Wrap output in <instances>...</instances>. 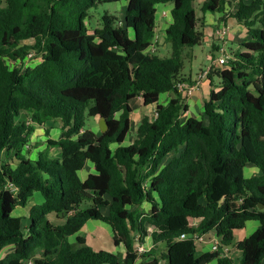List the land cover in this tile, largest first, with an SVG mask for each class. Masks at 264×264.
Here are the masks:
<instances>
[{"label":"trees","instance_id":"obj_1","mask_svg":"<svg viewBox=\"0 0 264 264\" xmlns=\"http://www.w3.org/2000/svg\"><path fill=\"white\" fill-rule=\"evenodd\" d=\"M109 3L126 6L124 25L106 13L91 30L90 10ZM160 6H170L163 57L150 52ZM232 6L0 0V264H264V0ZM207 13L236 19L248 39L210 71L201 119H184L189 106L177 86L194 82L182 74L184 51L205 42ZM30 51L42 60L26 69ZM139 98L154 110L126 145ZM91 118L108 130L96 134ZM51 121L61 123L60 137L36 151V127ZM87 164L94 173L83 180ZM248 164L260 175L246 177ZM36 193L43 203L18 215ZM90 221L110 227L114 252L87 243L80 232ZM249 222L258 228L237 242ZM211 232L219 249L199 251ZM233 246L237 261L224 252Z\"/></svg>","mask_w":264,"mask_h":264},{"label":"rangeland","instance_id":"obj_2","mask_svg":"<svg viewBox=\"0 0 264 264\" xmlns=\"http://www.w3.org/2000/svg\"><path fill=\"white\" fill-rule=\"evenodd\" d=\"M238 2H239V0H230V3L233 4V6H235ZM195 5H196L199 16H202L199 4L196 3ZM229 9L230 8H228V10ZM106 13L118 16L120 21H121L120 24L124 25V19L126 16V6L125 5H119L118 3H109V4L99 5L98 7L90 10V17L88 18L87 23H88V26L90 27L91 30L98 28V27H101L102 17ZM233 20H236V19H233ZM164 27L165 26L163 25V28L162 27L159 28L157 48H156V52H155L162 57L166 56V54L168 53V49H169V46L165 45V41H164ZM238 34H239V32L236 33L235 37L238 36ZM244 38H246V34L244 32H242V36L237 37V39H238L237 41L231 39V42L226 47L227 51H225V54L228 55L229 58H230L231 53H235L239 49V45L243 42ZM221 55L222 54L220 52H217V49H213L211 47L210 41H206V40L201 45L186 49L184 51V68H183L182 74L185 77H190V76L196 77V74L198 73V71L200 69H205V68L209 67L212 64L213 59L218 58ZM167 56H168V54H167ZM37 57L41 58V53H38ZM36 64H38L37 60H34V59L33 60H27L25 63V66H27L26 67V69H27V68H30L32 66H35ZM215 82L217 84V82H218L217 79H215ZM169 98H170L169 96H163L161 102L165 103ZM138 106H139V110H142L140 117H142L144 115H151L153 112V109L145 110L144 107L142 108L141 102L138 103ZM132 120H133V122H132V131L133 132H131V135L126 142V145H129L131 142L134 141V139L136 137L137 124H138L140 118L137 119L136 115H134ZM87 126L90 127L96 134L99 135L101 133L100 126H99V119H96V118L95 119L94 118L89 119L87 121ZM60 128H61V123H59V122L56 123V122H52V121L47 122L46 125H44V126H37L36 132L34 133V135L32 137V144L39 151L46 149L48 146L45 143L48 140L58 139L60 137ZM38 144H41V146H37ZM50 152L52 155H55V156L59 155V151L57 149H52ZM170 158H171V156L166 158L165 163H168L170 161ZM252 168L253 167L251 166V176H250V173L248 171L246 177L255 176ZM87 170L88 169H86V171ZM37 197L38 196L32 198V200L29 203V207L18 208L19 210L18 211L16 210L17 211L16 213L28 218L30 207L33 206L34 204L39 203V200L37 199ZM256 223L257 222H249L247 224L246 230L251 231V225L256 224ZM27 224H28V220L24 219V225H27ZM257 224H256V226H257ZM246 232L247 231H241L240 234L244 235V234H246ZM240 234L236 236L237 240L240 239V237L242 236ZM81 235L84 236L87 240V243L96 250H104V251H108V252H114V250H115L114 243H113V233H112L110 227L108 225L102 223V222H95V221L89 222V224L85 228H83ZM72 240L74 241L75 238H73ZM198 246H199V243H198ZM232 249H234V251L232 252V250H231L230 254H231V256H233L237 260L239 250L237 249L236 246H233ZM11 250L12 249H10V248L7 249L4 252L3 256H5V254L7 252H10ZM164 251H165V247H161L160 249H158L157 250V256L159 258H161V255L163 254ZM161 264H167V262L161 260Z\"/></svg>","mask_w":264,"mask_h":264},{"label":"crops","instance_id":"obj_3","mask_svg":"<svg viewBox=\"0 0 264 264\" xmlns=\"http://www.w3.org/2000/svg\"><path fill=\"white\" fill-rule=\"evenodd\" d=\"M157 10L158 11H157V14H156V18H157V36H158L159 28H161V27L163 28V25H164L165 26L164 27V30H165L166 25H167V22L170 19V6H160ZM233 10H234V7L232 8V12H233ZM163 11L166 13V16H163V14H162ZM203 16H204V18L206 20L205 21V25L206 26L204 28V31H205V34H206V39L205 40L206 41H210L211 47L213 49H217V52H220L222 54V52H221L222 49L224 51H227L226 47L231 42V39L237 41L239 39V38L237 39V37H241L242 36V32H244L246 34V38H244L243 41H245V40L248 39L247 32H246L245 28L242 27L237 22V20H233L234 18L227 17L225 20H223L224 15L221 14V13L220 14L207 13V14H204ZM224 26H229V30H228L225 38L224 39H221L218 36V31L221 30L222 28H224ZM237 32H239V34H238V36L235 37V35H236ZM164 34H165V31H164ZM202 70L203 69H200L198 71V73L196 74V77L190 76L191 80L192 81H195L196 78H197V76H198V74ZM210 90H211V85H210L209 80L207 79V81H205V83L196 92H194L192 96H190L187 99V104L189 106V110L183 116L184 119H189V118L201 119V114L203 112L204 101L209 96ZM161 101H162V99H161ZM140 102L142 103V99L139 98V99L134 100L131 103L132 108L134 110V112L132 114V118H133L134 115H136L137 119L141 118L140 115H141L142 110H139V106H138V103H140ZM142 108H143V105H142ZM144 109L145 110H148V109L149 110L150 109H153L154 110V107H149L148 109L144 107ZM132 122H133V120H132ZM36 151H39V150L36 149ZM251 166L253 167L252 169L254 171L253 172L254 175L255 176L256 175H260V172H259V170H258L257 167H255L252 164H248L247 167H246V170H245L246 176H247L248 171H249L250 176H251ZM86 169H88V170L86 171ZM90 173H94V166L92 164H87L86 168L80 173V176L82 175L81 178L84 180V179L87 178V176ZM36 196H38L37 197V199L39 200V203L38 204L43 203V201H44L43 197L39 193H36L34 197H36ZM28 207H29V205H28ZM18 210L19 209H17V211ZM88 224H89V222H88ZM256 224H252L251 225V231L250 230H246V228L243 229V230L236 231L235 232V237L237 235H239L241 233V231H247L246 234H244V235L243 234H240V235H242L240 237V239L237 240V238H236L237 242L243 240L244 238H246L248 236H250L258 228L259 225L257 224V226H256ZM246 227H247V225H246ZM150 229L151 228H149V230ZM82 231L80 233H82ZM217 241L218 240H217L215 234L212 233V232L211 233H208L206 235H203V236H201V238H199V241H198V243H199L198 250L201 251V252H212V247H213L214 243L217 242ZM231 250H232V252L234 251V249H232V247H229L227 249V255L230 256L231 258L235 259L230 254ZM224 251H225V249H224ZM240 256H241V252L239 251L238 252V258ZM210 264H216V261H213Z\"/></svg>","mask_w":264,"mask_h":264},{"label":"built area","instance_id":"obj_4","mask_svg":"<svg viewBox=\"0 0 264 264\" xmlns=\"http://www.w3.org/2000/svg\"><path fill=\"white\" fill-rule=\"evenodd\" d=\"M163 16H166V13L163 11L162 12ZM229 30V27H224L221 30L218 31V36L221 39H224L227 32ZM158 40V36L156 38ZM157 43V42H156ZM156 45H152L150 48V52L155 53L156 52ZM222 56L213 59L212 64L203 69L197 76L196 80L194 82H192L191 84H187V83H181L177 86V89L179 92L183 93L186 98L188 99L190 96L193 95L194 92H196L204 83L205 81H207L209 73L212 69L214 68H220L223 69L224 67H226L227 63H228V59L229 56L225 54V51L222 49ZM38 53L36 51H30L26 57V60L24 61V65L26 63L27 60H37L38 63L42 60V58H38L37 57ZM38 58V59H37ZM185 236H183L184 238ZM139 252H144L146 251V248L144 246H139L137 247ZM219 249V241L215 242L213 247H212V252H216ZM227 249L225 248V253L227 254Z\"/></svg>","mask_w":264,"mask_h":264},{"label":"water","instance_id":"obj_5","mask_svg":"<svg viewBox=\"0 0 264 264\" xmlns=\"http://www.w3.org/2000/svg\"><path fill=\"white\" fill-rule=\"evenodd\" d=\"M99 126L102 133L108 130V123L104 118L99 119Z\"/></svg>","mask_w":264,"mask_h":264}]
</instances>
